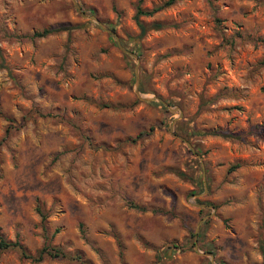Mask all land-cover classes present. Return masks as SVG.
<instances>
[{
    "label": "rangeland",
    "instance_id": "1",
    "mask_svg": "<svg viewBox=\"0 0 264 264\" xmlns=\"http://www.w3.org/2000/svg\"><path fill=\"white\" fill-rule=\"evenodd\" d=\"M76 2L136 56L73 0H0V233L63 252L0 264H264V0H172L142 37L137 0Z\"/></svg>",
    "mask_w": 264,
    "mask_h": 264
},
{
    "label": "trees",
    "instance_id": "2",
    "mask_svg": "<svg viewBox=\"0 0 264 264\" xmlns=\"http://www.w3.org/2000/svg\"><path fill=\"white\" fill-rule=\"evenodd\" d=\"M142 2L143 0H137V4H136V11H135V20L137 23V26L139 28V37L144 36L148 30L150 29H160L164 26L163 23L161 22H153L151 24H146L141 20L142 16H151L154 13L160 11L161 9H163L165 6H168L169 4H171L172 0H167L166 2L153 6L152 8H144L142 6ZM73 27L71 26H57V27H50V28H44L41 31H35L32 33V37H43L46 36L48 34L60 31V30H65V29H71ZM264 41V39L262 40ZM134 52V51H132ZM154 126H150L149 127V131L153 130ZM215 132V131H214ZM148 131H142L139 133L138 136H141L142 134H147ZM215 134L217 135H221L223 137H232L231 134H225V133H218L215 132ZM237 167V165H233V168ZM131 207L141 210V211H146V207L144 206H140L134 203H130L129 204ZM37 212L41 215L42 219H45V215L42 212V210L40 209V207L37 206ZM176 244H172V247H176ZM259 248L261 253L264 256V245L263 242L260 240L259 242ZM8 249H19L21 256L25 259H31L32 261H40L42 260L45 256H51V257H58V256H63V252L57 248V247H50L47 245L42 246L40 249H38L36 251L35 254H29L27 253L22 245L20 244L18 239L15 240H7L1 233H0V251H4V250H8ZM75 258L79 259L80 256H76ZM161 258V255L159 254L157 256V260L154 264H159V259Z\"/></svg>",
    "mask_w": 264,
    "mask_h": 264
},
{
    "label": "water",
    "instance_id": "3",
    "mask_svg": "<svg viewBox=\"0 0 264 264\" xmlns=\"http://www.w3.org/2000/svg\"><path fill=\"white\" fill-rule=\"evenodd\" d=\"M74 2V5L75 7L79 10L80 14L83 16V17H86V18H89V19H92L93 21H95L97 24H99L103 29L107 30L109 33H111L117 40V43H118V46L121 48V50L125 53H128L132 56H136V54L128 49H126L120 42L116 32L114 30H111V29H108L104 23L102 21H100L96 16L94 15H87L84 13V11L81 9V7L78 5V3L76 2V0H73ZM136 77L138 78V73L136 72ZM140 98L144 99V100H147V98H144V97H141ZM211 257H213V255H211Z\"/></svg>",
    "mask_w": 264,
    "mask_h": 264
}]
</instances>
